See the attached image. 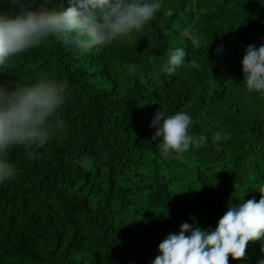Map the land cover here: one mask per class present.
<instances>
[{"label":"trees","instance_id":"16d2710c","mask_svg":"<svg viewBox=\"0 0 264 264\" xmlns=\"http://www.w3.org/2000/svg\"><path fill=\"white\" fill-rule=\"evenodd\" d=\"M189 25L198 43L183 35ZM261 38L264 0H162L153 21L106 47L81 53L46 39L13 59L0 80L61 81L69 95L62 132L4 154L17 173L0 183V264H150L181 222L214 226L242 196L258 200L264 96L246 91L240 61ZM175 47L186 63L168 74ZM159 107L190 114L189 134L206 139L164 158L152 139ZM261 254L249 241L228 264H257Z\"/></svg>","mask_w":264,"mask_h":264},{"label":"clouds","instance_id":"9594fccd","mask_svg":"<svg viewBox=\"0 0 264 264\" xmlns=\"http://www.w3.org/2000/svg\"><path fill=\"white\" fill-rule=\"evenodd\" d=\"M48 0H0V71L17 56L35 48L46 39L62 42L69 49L87 52L140 31L153 21L162 0H66V7H47ZM7 7H4V5ZM172 8L165 10L172 15ZM159 29H169L161 23ZM183 35L195 43L199 36L189 25ZM259 46L248 44L241 58L243 84L248 93L264 96V38ZM219 45L215 52L222 50ZM186 63L183 47H175L162 64V71L172 74ZM69 90L61 81L33 79L29 82L0 80V183L17 173L4 154L15 145L26 148L43 146L50 137L66 127L58 115ZM192 116L185 111L171 114L159 107L151 119L155 127L152 139L160 142L164 158L179 156L199 141L189 134ZM217 132L213 142L220 141ZM219 150V145H216ZM29 155H33L29 152ZM261 195L230 204L214 226L201 228L196 222H181L176 232H169L157 245L150 264H228L229 257L245 256L249 241H260L264 264V186Z\"/></svg>","mask_w":264,"mask_h":264}]
</instances>
